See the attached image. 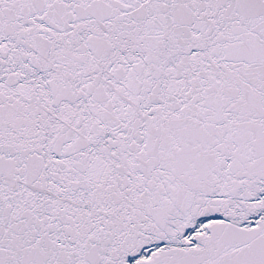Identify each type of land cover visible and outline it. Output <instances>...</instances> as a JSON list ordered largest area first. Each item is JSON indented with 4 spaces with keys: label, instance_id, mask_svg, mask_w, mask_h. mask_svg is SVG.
I'll list each match as a JSON object with an SVG mask.
<instances>
[{
    "label": "snow or ice",
    "instance_id": "6c2138e0",
    "mask_svg": "<svg viewBox=\"0 0 264 264\" xmlns=\"http://www.w3.org/2000/svg\"><path fill=\"white\" fill-rule=\"evenodd\" d=\"M0 264H264V0H0Z\"/></svg>",
    "mask_w": 264,
    "mask_h": 264
}]
</instances>
